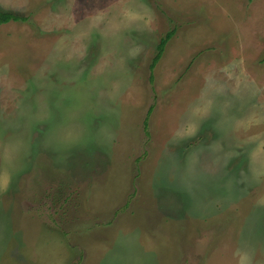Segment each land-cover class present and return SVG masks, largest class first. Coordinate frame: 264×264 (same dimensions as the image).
<instances>
[{"label": "rangeland", "instance_id": "374dc122", "mask_svg": "<svg viewBox=\"0 0 264 264\" xmlns=\"http://www.w3.org/2000/svg\"><path fill=\"white\" fill-rule=\"evenodd\" d=\"M0 10V264H264V0Z\"/></svg>", "mask_w": 264, "mask_h": 264}, {"label": "trees", "instance_id": "16d2710c", "mask_svg": "<svg viewBox=\"0 0 264 264\" xmlns=\"http://www.w3.org/2000/svg\"><path fill=\"white\" fill-rule=\"evenodd\" d=\"M250 3H252L254 0H248ZM12 21H28L27 18H24V17H21V16H18L16 14H13V13H10V12H3L0 10V25H3V24H8ZM175 35V31H172V32H169L165 37H163L160 41V44L158 45L157 47V55L155 56L154 60H153V63L150 67L151 71L153 72L158 64L160 63L161 59L163 58V55L165 54V51L167 49V46L169 44V42L173 39ZM153 112V109H151L149 111V114H152ZM148 123L145 122V129H146V132H148ZM69 200V197L66 198V201Z\"/></svg>", "mask_w": 264, "mask_h": 264}]
</instances>
